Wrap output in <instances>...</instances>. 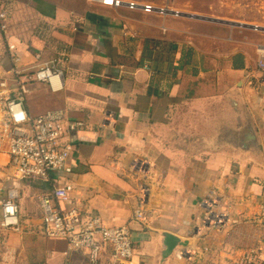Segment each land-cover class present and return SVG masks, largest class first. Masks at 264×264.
Masks as SVG:
<instances>
[{
	"label": "crops",
	"instance_id": "1",
	"mask_svg": "<svg viewBox=\"0 0 264 264\" xmlns=\"http://www.w3.org/2000/svg\"><path fill=\"white\" fill-rule=\"evenodd\" d=\"M69 1L28 2L25 17L14 4L0 5L11 14L6 24L10 34L6 31L17 68L52 63L62 74L58 92L44 84L28 85L27 113L37 118L61 110L87 125L85 132L71 136L70 174L52 173L48 184L21 188L9 176L11 171H0V199L14 198L26 235L0 231V264H17L12 252L20 253L32 240L36 261L19 259L18 264H86L66 254L65 242L34 235L43 230L39 199L64 183L72 187L64 207L77 209L84 222L95 216L106 225L131 230L130 264H158L154 233L187 240L186 231L201 222V203L210 195L233 208L222 245L215 256L197 253L191 261L184 259L182 249L169 264H248L247 258L264 264V223L253 222L264 197V163L227 151L194 155L184 151L183 140L211 136L230 117L231 97L249 110L264 161V90L254 86L260 77L256 63L264 55V32L168 14L235 23L203 12H212L216 0H122L150 7V12L114 9L98 0H80L79 7L78 0ZM238 55L241 61L234 60ZM11 66L0 47V75ZM138 161L144 168V194L132 174ZM6 164L1 156L0 167ZM115 164L120 171L112 169ZM139 213L141 221L135 219ZM48 251L54 252L51 262L44 260ZM100 264H111L107 250Z\"/></svg>",
	"mask_w": 264,
	"mask_h": 264
},
{
	"label": "built area",
	"instance_id": "2",
	"mask_svg": "<svg viewBox=\"0 0 264 264\" xmlns=\"http://www.w3.org/2000/svg\"><path fill=\"white\" fill-rule=\"evenodd\" d=\"M110 8L127 7L131 10L141 8L135 3L122 0H98ZM150 12V7H142ZM11 14L5 8H0V30L6 29ZM11 68L0 75V157L7 158V164L0 171H11L9 175L19 186L50 182L52 173L68 175L71 169L68 165L72 152L71 136L85 132L84 122L68 118L61 110L47 111L37 118H32L25 109L26 97L29 94L28 85L32 83L48 85L53 92L62 88L61 72L52 63L42 64L36 69L24 70L17 68L18 58L14 46L9 43ZM13 55V56H12ZM260 77L254 86L264 90V55L256 63ZM112 169L120 171L118 164ZM133 177L141 194L147 192V187L140 183L144 173L143 164L138 161L133 164ZM144 175V174H143ZM72 187L64 183L50 190L49 194L39 199L42 212L43 230L34 234L41 239L59 240L65 242L66 254L82 258L86 264H100L101 254L108 251L111 264H130L134 248L132 232L127 227H114L104 224L100 218L91 217L85 222L77 209H66L64 206L70 200ZM14 198L0 199L1 222L0 231L10 234H23L18 216V207ZM203 217L201 222L188 228L185 238L192 242V247L183 249L182 256L192 260L197 253L215 256L222 245V232L231 224L232 205L220 196L210 195L202 203ZM142 213L136 215L141 221ZM256 225L264 223V197L259 204L253 219ZM44 260H54V252H45ZM246 263L260 264L261 261L245 259ZM63 264H71L65 261Z\"/></svg>",
	"mask_w": 264,
	"mask_h": 264
},
{
	"label": "water",
	"instance_id": "3",
	"mask_svg": "<svg viewBox=\"0 0 264 264\" xmlns=\"http://www.w3.org/2000/svg\"><path fill=\"white\" fill-rule=\"evenodd\" d=\"M168 14L180 18L264 32V29L257 27L220 20L175 12H168ZM227 100L230 106V117L225 122L217 124L209 137H185L183 139L185 141L184 151L194 155L200 153L218 154L227 151L244 159H252L262 165L264 161L260 138L249 110L246 105L233 100L231 97H228ZM153 235L157 238V244L160 249L158 264H169L173 253L192 246L189 240H183L167 232L154 233Z\"/></svg>",
	"mask_w": 264,
	"mask_h": 264
},
{
	"label": "rangeland",
	"instance_id": "4",
	"mask_svg": "<svg viewBox=\"0 0 264 264\" xmlns=\"http://www.w3.org/2000/svg\"><path fill=\"white\" fill-rule=\"evenodd\" d=\"M33 1L34 0H0V5L3 6L6 4H9V5L14 4L15 8H18L17 13L20 14L22 17H25V16H27V4L26 3H28V2L33 3ZM51 1L57 2L58 0H51ZM59 1H61V0H59ZM64 1L71 2L69 0H63V2ZM210 1H213V0H210ZM216 1L217 2L215 3V5H212V6H215L213 8L212 12L207 11V8L205 9L206 11L203 10V12L208 13V14L212 13L214 15H218L219 18H215V19L233 21V22L238 23V24H244V25L257 26L259 28H264V18H261L260 16L253 14L248 9H243V8L237 7L235 5L229 4L228 2H222L221 0H216ZM86 2L92 3L91 0H86ZM180 2L186 3L187 1L186 0H180ZM219 3L222 5H225V6L222 7ZM81 4H82V2L80 0H78V2H77L78 7ZM16 5H18V6H16ZM2 6H0V8H2ZM212 18L214 19V17H212ZM10 20L7 21L8 24H9ZM6 30H8V34H10L9 25H8V28L6 27L4 32H2L0 30V47H2L4 49L5 57H7V60L9 61L10 60L9 51H8V45L6 43L5 37H7L9 43H10V41L12 42V40L10 39L11 37L10 38L8 37ZM26 102H27V98H26ZM4 234L13 235L14 237L17 236L19 238L26 236L23 234H21V235L9 234V233H4ZM40 242H42V241H40ZM29 243H34V241L32 240L28 243H25L24 247L26 245L27 246H26L25 250L20 251V253L15 255V253L12 252L10 257L13 259V262L16 261L18 264V262H20L19 259L23 260V262H25L26 260H28L30 262L36 261L35 259L37 256H35V254H33V250H32V248H34V246L33 247L30 246ZM5 264H10V263L6 261Z\"/></svg>",
	"mask_w": 264,
	"mask_h": 264
},
{
	"label": "bare ground",
	"instance_id": "5",
	"mask_svg": "<svg viewBox=\"0 0 264 264\" xmlns=\"http://www.w3.org/2000/svg\"><path fill=\"white\" fill-rule=\"evenodd\" d=\"M110 4L111 0H107ZM222 2H228L237 7L248 9L255 15L264 18V0H221Z\"/></svg>",
	"mask_w": 264,
	"mask_h": 264
},
{
	"label": "trees",
	"instance_id": "6",
	"mask_svg": "<svg viewBox=\"0 0 264 264\" xmlns=\"http://www.w3.org/2000/svg\"><path fill=\"white\" fill-rule=\"evenodd\" d=\"M234 60H237V61H241V56H236L235 58H234ZM238 66H242L241 64H239Z\"/></svg>",
	"mask_w": 264,
	"mask_h": 264
}]
</instances>
